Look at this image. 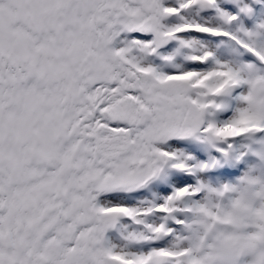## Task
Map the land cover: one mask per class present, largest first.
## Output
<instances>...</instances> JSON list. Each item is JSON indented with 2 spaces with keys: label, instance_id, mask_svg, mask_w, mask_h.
<instances>
[{
  "label": "snow or ice",
  "instance_id": "obj_1",
  "mask_svg": "<svg viewBox=\"0 0 264 264\" xmlns=\"http://www.w3.org/2000/svg\"><path fill=\"white\" fill-rule=\"evenodd\" d=\"M0 264H264V0H0Z\"/></svg>",
  "mask_w": 264,
  "mask_h": 264
}]
</instances>
